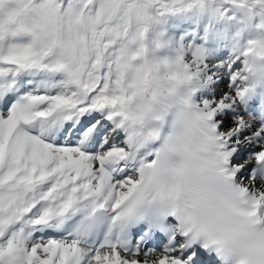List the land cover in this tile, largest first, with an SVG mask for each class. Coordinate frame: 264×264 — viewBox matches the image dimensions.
Segmentation results:
<instances>
[{"label": "snow or ice", "instance_id": "1", "mask_svg": "<svg viewBox=\"0 0 264 264\" xmlns=\"http://www.w3.org/2000/svg\"><path fill=\"white\" fill-rule=\"evenodd\" d=\"M0 264H264V0H0Z\"/></svg>", "mask_w": 264, "mask_h": 264}]
</instances>
